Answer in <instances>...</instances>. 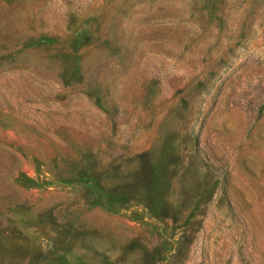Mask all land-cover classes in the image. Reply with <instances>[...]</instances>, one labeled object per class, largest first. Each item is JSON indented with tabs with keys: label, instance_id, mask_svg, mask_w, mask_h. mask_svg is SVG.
Returning a JSON list of instances; mask_svg holds the SVG:
<instances>
[{
	"label": "rangeland",
	"instance_id": "1",
	"mask_svg": "<svg viewBox=\"0 0 264 264\" xmlns=\"http://www.w3.org/2000/svg\"><path fill=\"white\" fill-rule=\"evenodd\" d=\"M0 264H264V0H0Z\"/></svg>",
	"mask_w": 264,
	"mask_h": 264
}]
</instances>
